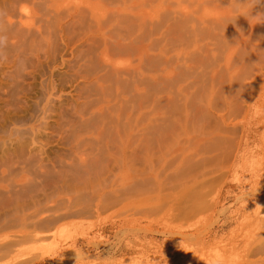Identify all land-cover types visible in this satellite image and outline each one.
<instances>
[{
  "label": "rangeland",
  "instance_id": "1",
  "mask_svg": "<svg viewBox=\"0 0 264 264\" xmlns=\"http://www.w3.org/2000/svg\"><path fill=\"white\" fill-rule=\"evenodd\" d=\"M0 264H264V0H0Z\"/></svg>",
  "mask_w": 264,
  "mask_h": 264
},
{
  "label": "clouds",
  "instance_id": "2",
  "mask_svg": "<svg viewBox=\"0 0 264 264\" xmlns=\"http://www.w3.org/2000/svg\"><path fill=\"white\" fill-rule=\"evenodd\" d=\"M3 42V38L2 37H0V43H2Z\"/></svg>",
  "mask_w": 264,
  "mask_h": 264
}]
</instances>
